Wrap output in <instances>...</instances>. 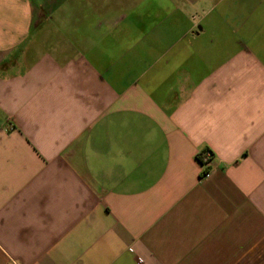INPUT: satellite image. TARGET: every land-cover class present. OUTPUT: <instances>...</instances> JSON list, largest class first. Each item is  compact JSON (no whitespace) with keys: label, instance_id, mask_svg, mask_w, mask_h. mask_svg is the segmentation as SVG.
Segmentation results:
<instances>
[{"label":"crops","instance_id":"obj_1","mask_svg":"<svg viewBox=\"0 0 264 264\" xmlns=\"http://www.w3.org/2000/svg\"><path fill=\"white\" fill-rule=\"evenodd\" d=\"M0 264H264V0H0Z\"/></svg>","mask_w":264,"mask_h":264},{"label":"built area","instance_id":"obj_2","mask_svg":"<svg viewBox=\"0 0 264 264\" xmlns=\"http://www.w3.org/2000/svg\"><path fill=\"white\" fill-rule=\"evenodd\" d=\"M202 164L200 167L202 168V172L205 174L208 173V168H209V162L212 160V156L209 151H203L198 154Z\"/></svg>","mask_w":264,"mask_h":264},{"label":"trees","instance_id":"obj_3","mask_svg":"<svg viewBox=\"0 0 264 264\" xmlns=\"http://www.w3.org/2000/svg\"><path fill=\"white\" fill-rule=\"evenodd\" d=\"M203 151H208V150H203ZM203 151H201V152H203ZM209 152H210V151H209ZM210 154H211V156H213V155H212V153H210ZM195 159H196V161H197V163H198L199 165H201V164H202V162H201V160H200V158H199V156H198V155L196 156V158H195ZM203 175H205V173H204V172H202V176H203Z\"/></svg>","mask_w":264,"mask_h":264}]
</instances>
